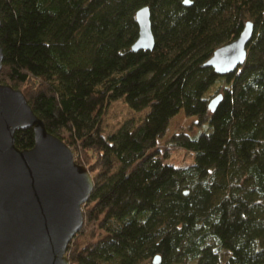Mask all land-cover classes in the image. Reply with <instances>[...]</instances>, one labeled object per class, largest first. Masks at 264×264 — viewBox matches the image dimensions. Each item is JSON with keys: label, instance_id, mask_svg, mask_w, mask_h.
Masks as SVG:
<instances>
[{"label": "trees", "instance_id": "1", "mask_svg": "<svg viewBox=\"0 0 264 264\" xmlns=\"http://www.w3.org/2000/svg\"><path fill=\"white\" fill-rule=\"evenodd\" d=\"M190 1L0 0V81L94 178L70 264H264V0ZM144 5L156 44L135 51ZM247 20L246 61L226 75L205 65ZM116 100L145 113L108 133ZM180 111L197 132L177 124L160 145ZM15 137L34 145L32 127ZM173 148L192 160L166 161Z\"/></svg>", "mask_w": 264, "mask_h": 264}, {"label": "water", "instance_id": "2", "mask_svg": "<svg viewBox=\"0 0 264 264\" xmlns=\"http://www.w3.org/2000/svg\"><path fill=\"white\" fill-rule=\"evenodd\" d=\"M190 4V0H184ZM139 36L133 49L156 44L149 5L136 12ZM1 25V16H0ZM254 22L219 45L205 65L226 75L248 55ZM4 58L0 43V70ZM222 92L209 103L214 111ZM32 127L34 145L20 148L16 130ZM89 167L76 160L72 147L47 128L25 92L0 81V264H70L68 244L84 224V204L94 189ZM160 262V255L153 263Z\"/></svg>", "mask_w": 264, "mask_h": 264}, {"label": "rangeland", "instance_id": "3", "mask_svg": "<svg viewBox=\"0 0 264 264\" xmlns=\"http://www.w3.org/2000/svg\"><path fill=\"white\" fill-rule=\"evenodd\" d=\"M215 93V92H214ZM145 110L138 111L130 108L123 100L112 102L104 118L105 130L108 133L117 130L121 125H133L141 119ZM197 117H188L183 111H180L171 121L166 138L160 139L159 144L164 145L166 139L177 130V124L183 127V130L188 133L197 132V125L194 124ZM76 155V153H75ZM166 161L174 162L178 165H186L192 160V155L181 148H173L169 157L164 158ZM85 207V206H84ZM103 231L99 229V236L103 235ZM148 262L154 264L152 258L144 260L141 264Z\"/></svg>", "mask_w": 264, "mask_h": 264}]
</instances>
